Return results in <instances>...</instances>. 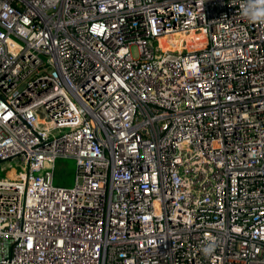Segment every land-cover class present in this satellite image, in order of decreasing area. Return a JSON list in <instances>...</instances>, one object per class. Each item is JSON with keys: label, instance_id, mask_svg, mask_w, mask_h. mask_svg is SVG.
<instances>
[{"label": "built area", "instance_id": "1", "mask_svg": "<svg viewBox=\"0 0 264 264\" xmlns=\"http://www.w3.org/2000/svg\"><path fill=\"white\" fill-rule=\"evenodd\" d=\"M242 2L0 0V162L21 165L0 264H264V23Z\"/></svg>", "mask_w": 264, "mask_h": 264}, {"label": "rangeland", "instance_id": "2", "mask_svg": "<svg viewBox=\"0 0 264 264\" xmlns=\"http://www.w3.org/2000/svg\"><path fill=\"white\" fill-rule=\"evenodd\" d=\"M138 48L135 44L131 45V52L136 55ZM14 169L19 171L21 165L14 159L6 162H0V177L5 176L6 169ZM75 161L72 158H58L55 161L53 169V183L58 186L70 187L73 185L76 173Z\"/></svg>", "mask_w": 264, "mask_h": 264}, {"label": "clouds", "instance_id": "3", "mask_svg": "<svg viewBox=\"0 0 264 264\" xmlns=\"http://www.w3.org/2000/svg\"><path fill=\"white\" fill-rule=\"evenodd\" d=\"M241 11L249 20L264 23V0H243Z\"/></svg>", "mask_w": 264, "mask_h": 264}, {"label": "bare ground", "instance_id": "4", "mask_svg": "<svg viewBox=\"0 0 264 264\" xmlns=\"http://www.w3.org/2000/svg\"><path fill=\"white\" fill-rule=\"evenodd\" d=\"M169 39H170V38H169ZM179 39H180V36L177 35V36L175 37V40H179ZM162 42H163V45H164V46L169 45V41H168L166 38H163V39H162Z\"/></svg>", "mask_w": 264, "mask_h": 264}]
</instances>
